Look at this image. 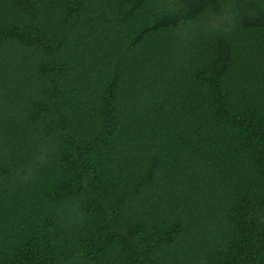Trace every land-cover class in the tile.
<instances>
[{"label": "trees", "instance_id": "16d2710c", "mask_svg": "<svg viewBox=\"0 0 264 264\" xmlns=\"http://www.w3.org/2000/svg\"><path fill=\"white\" fill-rule=\"evenodd\" d=\"M0 264H264V0H0Z\"/></svg>", "mask_w": 264, "mask_h": 264}]
</instances>
